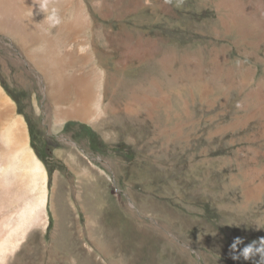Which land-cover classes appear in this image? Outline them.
<instances>
[{"label":"rangeland","instance_id":"obj_1","mask_svg":"<svg viewBox=\"0 0 264 264\" xmlns=\"http://www.w3.org/2000/svg\"><path fill=\"white\" fill-rule=\"evenodd\" d=\"M104 22L89 33L103 51ZM111 31L93 121L59 120L43 78L0 48V84L49 173L30 263L253 264L231 245L264 237V0H129Z\"/></svg>","mask_w":264,"mask_h":264},{"label":"bare ground","instance_id":"obj_2","mask_svg":"<svg viewBox=\"0 0 264 264\" xmlns=\"http://www.w3.org/2000/svg\"><path fill=\"white\" fill-rule=\"evenodd\" d=\"M44 2L47 12L37 0H0V48L8 64L43 78L40 87L49 91L59 120L99 119L106 113L103 69L116 55L112 24L125 14L129 0ZM53 10L61 23L50 26L46 16ZM100 20L109 24L105 51L92 40ZM127 95L116 100L125 102ZM14 103L0 84V264H31L36 231L44 235L49 225V173L30 145L28 126Z\"/></svg>","mask_w":264,"mask_h":264},{"label":"clouds","instance_id":"obj_3","mask_svg":"<svg viewBox=\"0 0 264 264\" xmlns=\"http://www.w3.org/2000/svg\"><path fill=\"white\" fill-rule=\"evenodd\" d=\"M37 2L39 3L40 8L47 12V3L44 2V0H37ZM46 19L50 26H55L61 23L59 16L56 15L54 10L50 15L46 16ZM238 241H241V238L237 237L231 245V250L233 251L232 258L234 260H240L243 258L245 261H252L253 264H264V237L259 238V240H254L245 245L239 251H236ZM257 256L259 257V260L256 259ZM72 264H76L75 259L72 260Z\"/></svg>","mask_w":264,"mask_h":264}]
</instances>
